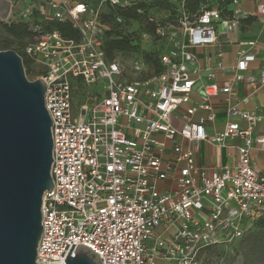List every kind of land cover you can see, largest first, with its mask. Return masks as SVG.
<instances>
[{"label": "built area", "instance_id": "1", "mask_svg": "<svg viewBox=\"0 0 264 264\" xmlns=\"http://www.w3.org/2000/svg\"><path fill=\"white\" fill-rule=\"evenodd\" d=\"M9 1L11 21L27 20L37 9L46 19L69 21L81 34L75 41L53 30L23 47L40 67L34 78L45 81L51 120L53 186L41 201L37 263L61 264L73 243V251L85 245L103 264H204L208 248L236 242L264 216V174L254 167L251 151L264 145V136L255 134L264 110L242 109L249 99L236 91L242 81L264 89V65L258 77L245 75L255 61V41L238 40L229 67L220 49L210 53L208 60L227 69L231 79L219 85L209 70L200 99L191 98L193 50L216 46L218 25L239 24L245 15L241 0L208 2L193 14L184 11L186 0H175L177 23L155 29L169 42L158 54L162 70L154 73L141 58L133 59L129 77L126 65L105 59L107 25L98 15L108 3L123 7L134 1L100 0L92 7L31 0L15 15ZM257 10L264 13V4ZM80 85L86 99L75 106ZM219 95L226 101L225 123L208 132L215 120L212 99ZM204 141L234 149L233 163L212 171L197 165Z\"/></svg>", "mask_w": 264, "mask_h": 264}, {"label": "water", "instance_id": "2", "mask_svg": "<svg viewBox=\"0 0 264 264\" xmlns=\"http://www.w3.org/2000/svg\"><path fill=\"white\" fill-rule=\"evenodd\" d=\"M10 9L0 0V20ZM45 86L42 78L27 79L16 51H0V264H43L36 262L41 201L53 186ZM73 245L61 264H103L91 248Z\"/></svg>", "mask_w": 264, "mask_h": 264}, {"label": "crops", "instance_id": "3", "mask_svg": "<svg viewBox=\"0 0 264 264\" xmlns=\"http://www.w3.org/2000/svg\"><path fill=\"white\" fill-rule=\"evenodd\" d=\"M31 0H26V5ZM210 6H215L218 0H208ZM264 4V0H241L238 7L245 15L241 17L238 25L227 29L222 25L217 27V43L212 47H201L193 50L195 60L189 65L192 76L195 79L191 98L199 100L202 95V88L207 82L206 72L212 70L216 76V82L219 85L228 83L231 79L227 69L221 70L215 67L213 60H208V56L217 49L223 52L222 60L225 66H231L235 60V53L238 49V40L251 39L255 41V61L251 62L245 75L258 77L259 70L264 65V13L258 12V6ZM233 7V6H232ZM24 9V8H23ZM226 17L225 12L222 13ZM236 91L239 96H247L248 103L241 105L246 110H264V89L253 90L246 81L239 82L236 85ZM212 107H214L215 120L213 125L207 126L208 132L219 131L224 125L226 101L223 95H219L212 99ZM255 134L264 136V123L259 124L255 128ZM238 142L237 139L234 140ZM252 162L258 171L264 174V145L255 147L252 150ZM235 151L226 150L222 147H215L208 142L200 144L199 150L196 152V164L208 168V170H217L225 164H232L235 159ZM159 264L162 263L158 262Z\"/></svg>", "mask_w": 264, "mask_h": 264}, {"label": "trees", "instance_id": "4", "mask_svg": "<svg viewBox=\"0 0 264 264\" xmlns=\"http://www.w3.org/2000/svg\"><path fill=\"white\" fill-rule=\"evenodd\" d=\"M70 1L77 2L74 0ZM132 1H134L133 5L123 7L108 3L104 6L106 10H101L98 15L100 21L107 25L102 38V48L107 61L115 59L116 53L137 51L139 49L136 33L127 28V24L130 21L135 20L140 22L141 31L149 35H156L155 29L158 25H166L170 22L177 23L179 6L175 0ZM207 3V0H186L184 11L187 14L196 13ZM157 13L161 14L159 15L160 17L156 16ZM39 16L42 19L41 21L37 19ZM118 18L121 19V22L118 21ZM152 18H155L157 21H152ZM36 27L39 29H35ZM0 28H2L6 35L4 49L14 50L21 56L26 75L32 71L33 65L24 53L23 47L25 44L32 42L39 35L53 30L61 34L62 37L64 36L75 41L81 38L79 31L69 21L60 22L55 19H46L37 9L32 11L27 20L17 19V21L12 20L9 22L1 20ZM140 58L152 72L156 73L162 70V66L158 61V54L154 55L144 52ZM153 63L156 65L154 69L150 67ZM72 80L74 84H79L80 79L72 78ZM254 225L263 227L264 217L257 218L252 223L251 229L247 232H251Z\"/></svg>", "mask_w": 264, "mask_h": 264}, {"label": "rangeland", "instance_id": "5", "mask_svg": "<svg viewBox=\"0 0 264 264\" xmlns=\"http://www.w3.org/2000/svg\"><path fill=\"white\" fill-rule=\"evenodd\" d=\"M82 1L88 3L92 7H96L100 0H74ZM26 0H14L12 14H16L19 10H22L27 5L25 4ZM103 11L106 8L103 6L101 8ZM161 14H156L157 17H160ZM40 21L41 17H37ZM1 21V20H0ZM2 21L9 22V18H5ZM127 28L136 33V38L138 42L139 49L137 51H125L122 53H116L115 59L119 62L126 65V75H131L129 66L133 59H140L144 52L151 54H159L163 51L168 45L169 42L167 39H160L157 35H149L146 32L141 31V24L135 20L130 21L127 24ZM39 29V28H35ZM6 41V35L2 28H0V51L4 49V43ZM155 68L156 65L150 66ZM39 66H32V71L26 75L28 80H33V78L39 73ZM151 71V70H149ZM94 89V86L91 87L90 91ZM89 91V92H90ZM74 104L77 106L81 102L85 101V95L83 92V87L80 85L75 89L74 93ZM264 217V216H263ZM204 264H264V226L258 227L254 225L251 232L245 233L240 239L236 242L230 244H222L219 246H213L208 248L202 255L201 258Z\"/></svg>", "mask_w": 264, "mask_h": 264}, {"label": "flooded vegetation", "instance_id": "6", "mask_svg": "<svg viewBox=\"0 0 264 264\" xmlns=\"http://www.w3.org/2000/svg\"><path fill=\"white\" fill-rule=\"evenodd\" d=\"M25 75H26V73H25Z\"/></svg>", "mask_w": 264, "mask_h": 264}]
</instances>
